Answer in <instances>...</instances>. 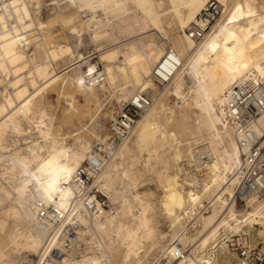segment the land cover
I'll use <instances>...</instances> for the list:
<instances>
[{
  "label": "bare ground",
  "instance_id": "1",
  "mask_svg": "<svg viewBox=\"0 0 264 264\" xmlns=\"http://www.w3.org/2000/svg\"><path fill=\"white\" fill-rule=\"evenodd\" d=\"M172 2L149 0L155 6L151 9L154 15H145L144 10L135 7V0H110L112 5L124 7L97 12L73 8L71 0H0V17H4L0 22V36L15 38V33H20L22 39L18 40L15 51L17 56L28 62L30 69L20 72L18 76L19 65L14 66L0 47V57H3L0 59V110H6L0 115V124L7 122L11 126L13 120L9 116H12L26 134L20 136L14 145H9L12 152L0 151V189L14 194V187L19 186L23 177L17 172L12 178L13 158H28L30 147L33 152L46 158L64 151L66 158L61 163L73 168L72 177L61 185L64 190L71 192L64 208L58 207L61 203L59 196L48 201L31 185L22 198L7 201V207L0 204V264H22L27 252L37 254L38 260L34 264H40L41 259L51 264H65V261L68 264H85L89 260L123 264L128 248L117 234L126 236L128 232L135 233L130 243L134 244V252L138 256L133 255L131 259L133 262L138 261V264H151L150 255L159 246L162 258L159 256L156 261L162 264H167L169 258L165 255V248L170 253L173 247L181 250L189 264H208L209 261L212 264H231L234 256L230 253V247L234 236L241 235L250 245L247 240L249 234L255 242L264 239L261 235L264 233V215L258 214L261 199L249 203L253 200L250 198L242 208L234 200L237 184L235 169L242 160L243 150L233 129L223 119L222 106L227 89L242 79L228 82L225 78L221 81L220 77L224 73L216 70L215 56L207 64L201 63L196 68L192 66L199 45L208 38L212 28L200 41L193 39L195 50L187 47L190 36L186 29L179 26L176 13L170 7ZM226 2L231 5L238 0ZM13 3L17 5L16 8L11 7ZM162 3L163 9L160 8ZM44 11L48 14L46 19L43 18ZM161 12L164 14L161 15ZM225 15L223 8L222 15L212 27L220 23ZM65 16L76 18L74 26L81 33L75 37L73 44L59 36L51 40L52 29L57 26L55 21ZM82 17L86 19L82 20ZM21 20L24 21L23 25H20ZM166 24L167 27L173 26L175 32L172 36L168 35ZM41 25L49 27L41 29ZM6 26L9 28L7 33L4 31ZM152 29L165 36V41L170 43L168 48L153 41H143L145 37L153 35L148 33ZM86 30L88 37L84 36ZM97 33L104 37L102 41L92 39ZM70 34L73 35L71 31ZM3 43L0 41V44ZM52 44L56 45L55 49L50 47ZM89 44L95 45V51L85 55L82 47ZM61 47H71L74 51L71 55L49 61V54L58 52ZM174 49L181 65L168 82L162 84L165 91H159L154 82L155 70ZM153 52L157 56L150 65L143 63L150 74L152 87L139 91L150 98L151 105L142 113L131 134L113 147V132L103 118L112 122L128 102V99H122L123 94L127 92L131 95L137 91L133 75L135 66L131 63L133 56L147 54L151 57ZM94 55L100 61H91ZM81 56L86 60L81 61ZM105 56L111 58L105 60ZM89 66L96 67L93 77L97 82L89 84L86 91H81L78 83L75 87L73 85L81 75L86 76ZM45 67L46 72L37 71ZM178 78L182 81L179 96L176 91ZM87 79L91 80L92 77ZM113 80L116 81L115 86ZM125 84L128 86L125 87ZM49 90L56 92L58 98L65 99L68 105L65 113H80L76 104L77 96L84 98L86 106L81 113L92 122L88 133L77 132L72 135L71 132L61 133L55 127V117L48 111L46 104ZM105 91L113 92L119 102L118 107L109 112H103V104L99 101L101 93ZM205 92L208 93L207 97ZM169 95L175 96L180 104L170 105ZM26 104L29 105L27 109L24 107ZM25 112L29 115L25 116ZM41 114L45 125L41 130L52 135L57 145L55 153H51L53 144L44 141L40 131L36 130L37 123L41 122ZM263 124L264 114L257 119L258 127ZM86 126L83 124L82 128ZM154 126L164 130L167 138L158 137L155 142L142 143L141 135L150 136ZM96 143L104 144L105 155L95 153ZM38 146L45 148V151L38 152ZM200 149L215 155L213 162L204 169L195 161V152ZM149 152L152 154L151 161ZM177 155L180 156L179 161L175 160ZM88 157H96L101 161L88 189L99 188L109 198V208H102L99 212L87 207L85 192L75 180V173ZM133 162L135 167L132 166ZM164 164L170 166L165 168ZM125 171L130 173L128 179L124 178ZM5 172L9 173L7 182ZM154 180L160 193L151 188L141 189L147 182ZM169 187H175L184 200L183 208H177L174 217L169 216L164 208ZM137 197L152 206L147 216L151 238L141 224L143 209ZM0 198L7 199L3 192H0ZM125 201L128 202L127 206ZM8 208L14 210L12 216L8 215ZM53 208L58 209L60 214L55 213ZM43 210H47L46 216L41 217ZM158 217L168 222L171 233L159 228ZM255 225L262 229L258 230ZM237 227L239 231H234ZM204 240H209V243L205 245ZM45 250H48L46 255ZM237 258L243 264L238 254Z\"/></svg>",
  "mask_w": 264,
  "mask_h": 264
},
{
  "label": "snow or ice",
  "instance_id": "2",
  "mask_svg": "<svg viewBox=\"0 0 264 264\" xmlns=\"http://www.w3.org/2000/svg\"><path fill=\"white\" fill-rule=\"evenodd\" d=\"M71 6L73 8H78L81 11L90 10L91 12H97L98 10H110L113 7L116 9H121L124 7L123 5L116 4L112 5L110 0H71ZM5 7H9L5 5ZM12 8H16L17 5L13 3L11 5ZM39 7V5H37ZM135 7L138 9H142L145 11V15H154L151 12V9L155 7L149 0H135ZM163 3L160 5V8L163 9ZM171 9L176 13V16L179 20V26L184 29H189V26H192L193 36L188 38L187 47L195 50L196 45L193 44V39L195 37L196 26L199 25V29L206 30L211 27L212 31L208 35V38L203 41L199 45V51L194 58L192 66L194 68L198 67L201 63L207 64L208 61L215 56V67L217 71H223L224 76L220 77L221 81H224L225 78L228 82L235 81L237 78L240 79H255L258 83L264 84V0H238V2H234L229 5L226 0H173L170 5ZM223 7L226 15L221 18L220 23H218L215 27H212L210 24H205L202 19V15L205 12L211 13L213 11H219V9ZM187 10L186 12H182L181 10ZM164 13L161 12V15ZM212 18L211 16L209 17ZM4 17H0V22H2ZM75 17L74 16H65L62 20L57 19L55 24L62 25L66 30H70L73 33V40L76 36H79L80 31L74 26L75 25ZM155 23V20L153 21ZM24 21H20V25H23ZM18 27V26H17ZM32 27V25H29ZM49 27L46 25H41V29ZM53 30L58 31V28H53ZM5 33L9 31V28L6 26L4 28ZM258 37V39H257ZM103 36L99 33L92 37L94 41H102ZM22 39L19 32L15 33V38L12 36H0V41H3V44H0V47L3 48L7 57H9L14 66L17 64L19 67L17 68V75L22 71L30 70L28 68V62L23 59V57L17 56L15 51V46L18 40ZM52 49L56 48L55 44L50 45ZM151 47V46H149ZM47 53V49L45 50ZM74 51V48L71 47H61L59 51H52L48 59L49 61L53 59H59L60 56L71 55ZM161 55H166L165 53H161ZM157 56L156 52L151 54L149 57L147 54L142 56H133L131 63L135 66V71L133 75L135 77V86L137 87V91L133 92L129 95L125 92L122 96V99H128L129 103H137V96L139 91H143L144 89H151V77L147 69L143 67V63H148L150 65L151 60L155 59ZM111 57L105 56V60H109ZM3 59V57H0ZM175 64H179L180 60L176 55L175 49L173 50V54L169 57ZM81 61H85L86 58L81 56ZM38 72L44 73L47 71V68H38ZM97 71L96 67L89 66L86 69V76L81 75L75 84L78 83L81 91H86L89 84L96 83V79L93 77V73ZM123 71V70H121ZM111 72V69H109ZM255 74V75H254ZM127 75V73H125ZM88 77H92L91 80H88ZM215 79V77H213ZM113 85H116V81H112ZM182 81H177L176 91L177 95L180 94V87ZM35 86V85H34ZM128 85L125 84V87ZM205 96H208V93L205 92ZM25 109L29 107V105L24 106ZM6 110H0V115H3ZM25 116L29 115V113L25 112ZM10 120H13L11 126L5 124H0V151H8L12 152V147H9L10 144L14 145L16 140L19 139L20 136L26 135L24 130L20 127L19 124H16L14 121V117L9 116ZM43 114H41V122L37 123L36 130L40 131L41 136L44 141L53 144V148L51 149V153L56 152L55 142L53 141L52 135L50 133H46L41 129L45 127L43 124ZM31 131V129H29ZM262 134H264V130H262ZM158 137L167 138L166 132L159 128L158 126H154L152 134L150 136L145 137L143 134L141 135L142 143H152L157 140ZM173 137H175V133H173ZM30 143V141H25ZM45 148L38 146V152H44ZM70 151V150H69ZM264 152V150H262ZM30 156L28 158H13V168L11 172L13 174V179L15 178V174L17 172L20 173V176L23 177L19 182V186L14 187V194L10 192H4L0 189V192H3V196L7 199L0 198V204H3L7 207V201H11L13 199H20L25 196L29 191V186H35L36 192L40 193L41 196L48 200L52 201L55 197L59 196L61 203L58 205L60 208L66 207L68 200L71 197V192L64 190L61 185L69 180L73 174V168L68 166L67 164H62L61 161L66 158V153L64 151H60L55 155H49V157L39 156L37 152H33L31 147L29 148ZM152 154L149 152V160L151 161ZM180 156L177 155L175 160L179 161ZM158 166L160 164V158H157ZM133 167H135V162H133ZM165 168L169 167L170 164H164ZM9 176L8 172L4 173L5 181L7 182V178ZM130 177V173L128 171L124 172V178L128 179ZM117 179H119V170H117ZM235 182V181H234ZM171 183V182H170ZM168 195L166 196L164 202V208L167 210L169 216H175V210L177 208H183L184 200L178 194L175 187H169L167 189ZM255 193H252L253 200H250L249 203H253L255 200ZM261 205L260 212L258 214L264 215V184L261 185L260 191ZM140 201V197L136 198ZM128 202L125 201V206H127ZM140 206L143 209L140 215L141 224L144 227V230L149 238H151L152 233L148 228L149 221L147 220V216L149 212L152 210L151 204H145L143 201H140ZM127 210V207H126ZM13 209L8 208V215H13ZM233 219L235 217L233 216ZM247 221H245L246 223ZM103 231V227L100 229ZM234 231H239L237 227ZM123 232V230H122ZM123 240L125 245L128 248L127 255L124 259L123 264H138L137 262L132 261V256L137 255V252H134V244L130 243L133 239L135 233L128 232L126 236H122L121 234H117ZM264 236V233L261 234ZM203 243L207 245L209 240H204ZM48 250H45V255ZM165 255L169 258L167 260V264H189V262L183 258L181 250L177 248H171L170 253L168 248H165ZM261 257L264 258V250H261ZM40 264H51L50 261L41 259ZM65 264H68L65 261ZM85 264H107L105 261L101 260H89L85 262ZM151 264H162L161 261H154ZM208 264H212L211 261ZM231 264H237L236 261H232Z\"/></svg>",
  "mask_w": 264,
  "mask_h": 264
},
{
  "label": "built area",
  "instance_id": "3",
  "mask_svg": "<svg viewBox=\"0 0 264 264\" xmlns=\"http://www.w3.org/2000/svg\"><path fill=\"white\" fill-rule=\"evenodd\" d=\"M223 7L219 11L211 13L205 12L202 19L205 24H213L222 15ZM212 17L211 19L209 17ZM194 39L200 41L210 31L211 27L199 29L196 26ZM188 36H193L192 26L186 30ZM173 52H169L164 61L155 70L154 76L160 84L167 83L170 76L181 65L175 64L169 57ZM137 103L126 102L119 110L116 118L110 123L113 138L111 145L115 147L120 141L127 138L134 129L142 113L151 105L150 98L139 93ZM223 119L234 131L238 143L243 150L242 160L235 169L237 178L235 202L243 207L246 201L253 199L252 193H255V199L260 198L261 185L264 184V124L257 126V119L264 114V84L258 83L255 79H243L233 83L224 95V104L222 106ZM100 152L105 155L104 144L96 143L95 153ZM196 163L200 168H206L215 159V155L204 151L203 149L196 152ZM101 161L96 157H88L85 164L75 173V180L84 190V201L87 207L94 212L100 209L109 208V198L107 194L99 189H88L92 181L93 173L98 172ZM55 213L60 214L59 210L53 208ZM47 210L41 211V217L46 216ZM71 235L73 233H70ZM68 244V242L66 243ZM233 249L237 251L243 264H264V258L261 257V248L251 246L245 239H233L231 241Z\"/></svg>",
  "mask_w": 264,
  "mask_h": 264
},
{
  "label": "rangeland",
  "instance_id": "4",
  "mask_svg": "<svg viewBox=\"0 0 264 264\" xmlns=\"http://www.w3.org/2000/svg\"><path fill=\"white\" fill-rule=\"evenodd\" d=\"M166 3H168V2H166ZM165 7H168V6L165 5ZM43 18H45V19L48 18V14L46 11L43 12ZM84 19H86V17H84V18L82 17V20H84ZM55 28H58V31H55L52 29L51 37L52 36L53 37L51 38V40H55V39H58L60 37V38H62V40H66L71 44L75 43L76 40L75 39L73 40V35L70 34L69 30H66L62 25H57ZM165 29L167 30V33L169 36H172L171 34H173V32H175L172 25H169V27H167V24H166ZM148 33H152L153 35L149 36V38L145 37L143 41L148 42V43L153 41V42L158 43L159 45L165 46V48H168L170 46L169 41L166 42L165 36L163 34H161L159 31L152 29ZM69 34H70V36H69ZM57 36H59V37H57ZM84 36H86V37L89 36V33L87 30L85 31ZM94 47H95V45H93V44L85 45L82 47V51L86 55V54H89V53H92L93 51H95ZM91 61L96 62V61H100V60H99L98 56L94 55L92 57ZM100 66L102 67L101 62H100ZM154 82H155L156 87L158 88L159 91H165L164 85L160 84L159 82H157L155 80H154ZM46 97H47L46 98V102H47L46 104L48 106V111L54 115L55 127L57 129H60L61 133L71 132L72 135H74L77 132H80L81 134L88 133V130L90 129L92 122L89 121V117L87 115H84L81 113V111L85 110V106H86L85 102H84V98L82 96H80V95L77 96L76 104H78V107L80 110V113H76L77 115L73 114L71 112L65 113V112H67L66 109L68 107L67 102L62 97L58 98L56 92L49 90L46 93ZM168 97H169L168 103L172 106H176V103H178L177 98L173 95H169ZM116 100L117 99L114 97L113 92L105 91L104 93H101V95L99 97V101L103 104V107H102V108H104L103 112H106V111L109 112L110 110L114 109V107H118L119 102ZM178 104H180V103H178ZM91 107L94 108L95 105H91ZM81 108H83V109H81ZM103 121L106 122V125H108V127L110 126L111 121L109 119L107 120V119L103 118ZM83 124H87V126L82 128ZM68 140H69V142H72L71 138H68ZM147 188H151L156 193L161 192V190L158 187L155 180L147 182V184L144 187H141L142 190H145ZM239 208H242V207H239ZM158 219H159V223H158L159 228L161 230H163L164 232L171 233L169 226H168V222L165 219H163L162 217H158ZM255 227L258 230L262 229L261 226H259V225H255ZM239 238L244 239L241 235H239V236L236 235L233 237V239H235V241H237V239H239ZM247 240L251 243L252 246H256V247L264 250V239H259L258 242H255V240L249 234V235H247ZM160 248H161V246L156 247L152 251V254L150 255L152 262L156 261L159 258L160 259L162 258V253L160 252ZM160 253H161V255H160ZM230 253L232 254V256H234L233 260L236 261L237 264H240L239 259L237 258V251L235 249H233L232 245L230 247ZM25 255H26L27 259L23 258V259H25V261L22 259V262H23L22 264H29V263L34 264V262H36L38 260L37 254H35L33 252H27ZM159 256H161V257H159Z\"/></svg>",
  "mask_w": 264,
  "mask_h": 264
}]
</instances>
